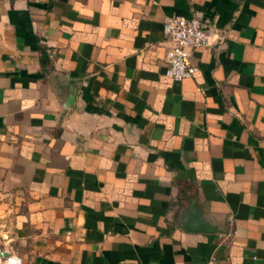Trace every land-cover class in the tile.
<instances>
[{"label": "crops", "instance_id": "0c3cea01", "mask_svg": "<svg viewBox=\"0 0 264 264\" xmlns=\"http://www.w3.org/2000/svg\"><path fill=\"white\" fill-rule=\"evenodd\" d=\"M182 16L209 46L177 82ZM190 206L226 232L184 230ZM0 250L264 264V0H0Z\"/></svg>", "mask_w": 264, "mask_h": 264}, {"label": "built area", "instance_id": "2783aa9c", "mask_svg": "<svg viewBox=\"0 0 264 264\" xmlns=\"http://www.w3.org/2000/svg\"><path fill=\"white\" fill-rule=\"evenodd\" d=\"M163 31L172 43L167 53L166 75L174 81L181 82L192 78L197 65L191 62V54L195 49L209 46V35L201 20L192 17H168L165 19ZM1 252V250H0ZM22 264L21 258L12 256L1 260L0 264Z\"/></svg>", "mask_w": 264, "mask_h": 264}, {"label": "water", "instance_id": "95a60500", "mask_svg": "<svg viewBox=\"0 0 264 264\" xmlns=\"http://www.w3.org/2000/svg\"><path fill=\"white\" fill-rule=\"evenodd\" d=\"M66 105V109H68ZM181 227L184 230L195 231L200 233L216 234V233H225L226 230L218 222H213L207 218L203 211L199 207L190 206L184 211L179 218ZM9 253L7 250L0 252L1 260H6L9 258Z\"/></svg>", "mask_w": 264, "mask_h": 264}, {"label": "clouds", "instance_id": "9594fccd", "mask_svg": "<svg viewBox=\"0 0 264 264\" xmlns=\"http://www.w3.org/2000/svg\"><path fill=\"white\" fill-rule=\"evenodd\" d=\"M17 264H19V262H17Z\"/></svg>", "mask_w": 264, "mask_h": 264}]
</instances>
